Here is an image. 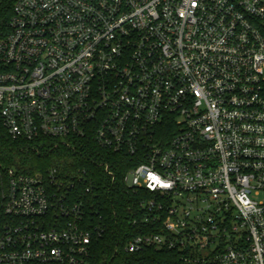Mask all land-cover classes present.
<instances>
[{"label": "built area", "instance_id": "obj_1", "mask_svg": "<svg viewBox=\"0 0 264 264\" xmlns=\"http://www.w3.org/2000/svg\"><path fill=\"white\" fill-rule=\"evenodd\" d=\"M10 27V137L124 156L125 186L153 196L140 222L166 215L127 254L264 264V0H15ZM6 176L0 264H93L106 232L93 174Z\"/></svg>", "mask_w": 264, "mask_h": 264}, {"label": "trees", "instance_id": "obj_2", "mask_svg": "<svg viewBox=\"0 0 264 264\" xmlns=\"http://www.w3.org/2000/svg\"><path fill=\"white\" fill-rule=\"evenodd\" d=\"M15 0H0V44L11 32ZM0 221L5 217V206L9 191L6 172L16 169L20 173H45L57 168L62 172L87 170L93 174L98 185V203L93 210L104 216L106 232L95 241L93 264H180L178 251L148 249L144 253L129 255L125 246L133 237L141 234L162 232V218L156 225L153 221L143 224L140 219L154 214L141 208L142 201L153 196L145 191L134 193L123 183V177L130 169V161L124 156L102 150L88 142H80L76 149L56 146L52 140L26 143L13 140L6 131L0 117ZM112 171L110 176L106 168ZM115 177V181H113ZM160 199V198H159ZM166 205L167 201L163 200ZM138 224H134L135 220ZM157 226V228H155Z\"/></svg>", "mask_w": 264, "mask_h": 264}]
</instances>
